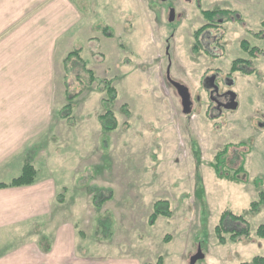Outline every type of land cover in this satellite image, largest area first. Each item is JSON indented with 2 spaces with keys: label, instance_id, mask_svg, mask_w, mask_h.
<instances>
[{
  "label": "rangeland",
  "instance_id": "rangeland-1",
  "mask_svg": "<svg viewBox=\"0 0 264 264\" xmlns=\"http://www.w3.org/2000/svg\"><path fill=\"white\" fill-rule=\"evenodd\" d=\"M74 1L86 25L77 23L75 53L60 55L56 92L60 108L73 103V117L50 143L54 152L40 170L53 176L60 206L86 232L77 243L93 255L131 253L145 264L160 258L163 264H191L199 252L204 256L195 264H237L264 256V237L256 235L264 204L250 210L264 189V39L253 35L264 30V0ZM198 3L204 9L236 8L247 21L221 25L219 56L193 50L194 32L207 22ZM105 25L112 35L105 34ZM243 38L262 48L253 57L256 71L229 74L233 59L249 57ZM208 46L221 52L213 42ZM83 62L94 71L93 83ZM168 65L171 76L189 87L188 112L167 77ZM102 78L112 79L118 90L107 105ZM108 108L118 121L111 130L98 119ZM239 141L244 145L231 146L228 166L236 168L244 159V181L219 178L211 165L215 153ZM98 190L111 194L99 207L93 202ZM160 201L169 202L172 215L159 214L152 224ZM225 209L246 215L250 237L220 243L214 227ZM107 215L113 218L112 235L101 239L105 229L96 232L97 219ZM20 233L3 239L0 253L20 241Z\"/></svg>",
  "mask_w": 264,
  "mask_h": 264
},
{
  "label": "crops",
  "instance_id": "crops-1",
  "mask_svg": "<svg viewBox=\"0 0 264 264\" xmlns=\"http://www.w3.org/2000/svg\"><path fill=\"white\" fill-rule=\"evenodd\" d=\"M82 14L74 0H0V181L19 175L27 162L38 169L34 183L0 187V242L11 232L22 235L0 253V264L146 263L131 253L86 251L77 243L86 232L60 206L53 176L40 170L69 120L56 92L77 23L86 25Z\"/></svg>",
  "mask_w": 264,
  "mask_h": 264
},
{
  "label": "trees",
  "instance_id": "trees-1",
  "mask_svg": "<svg viewBox=\"0 0 264 264\" xmlns=\"http://www.w3.org/2000/svg\"><path fill=\"white\" fill-rule=\"evenodd\" d=\"M202 15L209 21L207 23H204L202 26L197 28L194 32V38H195V44L193 45V50L195 52H199V50H204L210 55H217L224 53V45L222 44L221 40L223 37V27L221 26V22L219 21V18H226L229 19L230 15L234 13V10L227 9V8H214V9H207L200 6ZM222 27V28H221ZM103 30L105 34L112 35V30H110L109 26H103ZM109 30V31H108ZM211 30L213 33H215L217 36L212 38L210 40H206L203 38V34ZM213 42V44L220 46L221 52L219 53H213L211 50V46H206V42ZM243 48L246 50L249 54V57H237L233 59L230 72L229 74L235 72V71H243L252 73L256 71V68L254 66L253 57L257 56L261 52V47L258 45H251L248 39H243ZM80 51H76V53H79ZM75 52H70L69 56L67 58H70V56ZM81 58V56H79ZM83 61V60H82ZM84 67L91 75V82L93 83L95 81V74L94 71L87 67L85 62H83ZM102 82L104 89L108 93L107 98H103L104 104H109L113 100H115L118 97V90L116 86L113 84L112 79L108 78H102L100 79ZM74 96L70 95V99ZM74 105L72 102H68L65 104L61 109L60 112L62 116L67 117L70 119V117H73L72 110ZM110 107V106H109ZM99 123L103 129L111 130L117 127L118 121L116 118L115 112L108 108L104 113H101L98 115ZM234 145H244V141L239 142H228L223 145V147L218 150L215 155L214 159L211 162V165L213 166L217 176L219 178L228 179L230 181L234 182H243L244 178L240 175L247 174V169L245 165V160L241 159V163L238 165V167H229L228 166V157L230 154V148ZM38 176V169L37 167L27 162L24 164L22 171L19 175L14 176L9 181H0V187L5 186H15V185H24V184H31L34 183ZM248 176V175H247ZM248 180V179H247ZM261 177L256 176L254 177V181L257 185H262L261 183ZM111 194L106 195L103 194L102 190H98L93 195V202L95 205L102 206L109 198ZM264 204V189H261L258 193V198L253 200L251 202L250 210L252 211H258L261 206ZM159 214H164L171 216L172 210L170 208V204L168 201H160L155 206V211L152 212L150 216V223L154 224ZM97 229L96 232H102V229L99 228V226L105 229V231L102 234L101 239H107L112 235V228H110L113 225V218L111 215H107L104 217H99L97 219ZM99 224V225H98ZM106 226L107 228H105ZM215 234L220 241V243H226L227 239H231L232 241L236 242L242 237H250L251 236V230L249 222L246 218L245 214H236L230 209L223 210L220 219L218 223L214 227ZM84 233V232H81ZM99 235V234H98ZM97 235V236H98ZM256 235L259 237H264V222L260 223L256 229ZM148 264H155L153 262H150ZM157 264H163V261L160 260L157 262ZM237 264H264V256L263 255H255L250 261H242Z\"/></svg>",
  "mask_w": 264,
  "mask_h": 264
},
{
  "label": "water",
  "instance_id": "water-1",
  "mask_svg": "<svg viewBox=\"0 0 264 264\" xmlns=\"http://www.w3.org/2000/svg\"><path fill=\"white\" fill-rule=\"evenodd\" d=\"M173 18H174V9L171 8L170 19H173ZM170 67H171V65H168V67H167V77H168L169 81L176 87L178 93L180 94L184 111L188 112L191 108V103H192L191 93H190L189 87L186 84L174 79L171 76ZM235 95H236V93L234 91H232V102L230 103V107H232V108H235L238 104L237 100L235 99ZM202 256H204V254H202L201 252L194 255L191 258V264H195L197 259L199 257H202Z\"/></svg>",
  "mask_w": 264,
  "mask_h": 264
},
{
  "label": "flooded vegetation",
  "instance_id": "flooded-vegetation-1",
  "mask_svg": "<svg viewBox=\"0 0 264 264\" xmlns=\"http://www.w3.org/2000/svg\"><path fill=\"white\" fill-rule=\"evenodd\" d=\"M168 1V0H167ZM200 2V0H198ZM199 6L200 3H198ZM202 7V6H201ZM172 8V7H171ZM171 8H170V11H171ZM216 8H227V9H231V10H234V13L230 15L229 19H226V18H219V21L221 22V25L223 26V23L224 22H230V21H233V22H238L240 23L241 25L243 26H246L244 23H246V19L244 18V16L240 13V11L236 8H231V7H216ZM210 9H214V8H210ZM201 10V9H200ZM170 18V16H169ZM207 22H209L207 20ZM206 22V23H207ZM223 29H225L223 27ZM224 34L225 32L223 31V37H224ZM253 35L257 38H260V39H264V30H258V31H254L253 32ZM213 36L214 38L217 36L215 33H213L211 30H208L206 31L204 34H203V38H205L206 40H208L209 37ZM222 37V39H223ZM243 39H247V38H243ZM249 40V39H248ZM222 42V41H221ZM250 42V41H249ZM209 41L206 42V46L208 45ZM256 45V44H255ZM259 46V45H258ZM246 51V50H245Z\"/></svg>",
  "mask_w": 264,
  "mask_h": 264
}]
</instances>
